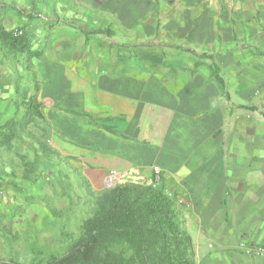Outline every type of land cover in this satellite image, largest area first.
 <instances>
[{"label":"crops","instance_id":"crops-1","mask_svg":"<svg viewBox=\"0 0 264 264\" xmlns=\"http://www.w3.org/2000/svg\"><path fill=\"white\" fill-rule=\"evenodd\" d=\"M73 27L187 39L213 57L222 85L205 67L76 75L63 63ZM0 28L22 40L18 49L0 42L1 131L41 103L59 129L56 148L78 155L101 186L111 169L158 168L195 264H264V0H0Z\"/></svg>","mask_w":264,"mask_h":264},{"label":"rangeland","instance_id":"rangeland-1","mask_svg":"<svg viewBox=\"0 0 264 264\" xmlns=\"http://www.w3.org/2000/svg\"><path fill=\"white\" fill-rule=\"evenodd\" d=\"M74 30L63 38V63L73 66L76 75L192 74L205 67L213 76L212 62L191 50L187 39L121 38L105 35L106 29L90 34ZM114 64L117 67L108 70ZM93 65H99V70L88 71ZM31 77L37 96L41 76ZM64 111L81 116V112ZM97 121L101 120L93 119ZM53 122L41 103L34 101L20 118L5 121L4 131L0 126V264H46L63 256L78 238L81 224L93 216L97 199L117 188H103L93 168L83 167L78 155L65 156L56 148L59 129ZM89 153L82 157L93 164L97 160ZM151 170H137L143 182L131 184L161 187L159 176Z\"/></svg>","mask_w":264,"mask_h":264},{"label":"trees","instance_id":"trees-1","mask_svg":"<svg viewBox=\"0 0 264 264\" xmlns=\"http://www.w3.org/2000/svg\"><path fill=\"white\" fill-rule=\"evenodd\" d=\"M0 42L16 49L22 45L21 39L1 28ZM213 76L222 85L216 66ZM97 204L70 250L46 264H195L184 221L162 186L123 184Z\"/></svg>","mask_w":264,"mask_h":264},{"label":"built area","instance_id":"built-area-1","mask_svg":"<svg viewBox=\"0 0 264 264\" xmlns=\"http://www.w3.org/2000/svg\"><path fill=\"white\" fill-rule=\"evenodd\" d=\"M13 35L17 36L18 32ZM152 173L155 177L159 176V170L157 167L152 168ZM143 182V177L136 170L121 171L116 169L108 170L102 177V187L105 189H114L117 186L123 184L140 183ZM264 250H260V254L263 255Z\"/></svg>","mask_w":264,"mask_h":264}]
</instances>
